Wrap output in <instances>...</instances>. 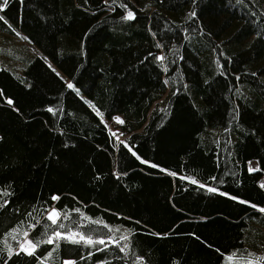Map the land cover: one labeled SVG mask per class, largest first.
<instances>
[{"label": "trees", "instance_id": "1", "mask_svg": "<svg viewBox=\"0 0 264 264\" xmlns=\"http://www.w3.org/2000/svg\"><path fill=\"white\" fill-rule=\"evenodd\" d=\"M0 7V264H264V0Z\"/></svg>", "mask_w": 264, "mask_h": 264}, {"label": "snow or ice", "instance_id": "2", "mask_svg": "<svg viewBox=\"0 0 264 264\" xmlns=\"http://www.w3.org/2000/svg\"><path fill=\"white\" fill-rule=\"evenodd\" d=\"M7 3H8V0H3V4H4V6H6ZM125 7H126V6H125ZM3 10H4L3 7H0V11H3ZM192 15L194 16L195 13H192ZM0 19H3V18L0 17ZM124 19H126V20H132V19H135V14H134L133 12H131V11H128L127 14H126V16L124 17ZM157 59H163V57H158ZM67 87H68L69 89H72V88L74 87V85H73L72 83H68V84H67ZM8 103L11 104L12 102L9 100ZM48 110H49V111H52V109H48ZM96 114H97L98 116H102V113H100L98 110H97ZM113 119H114L117 123H123V121L120 120L119 117H114ZM113 135H115V134H113ZM133 155H135V153H133ZM142 163H146V162H145V161H142ZM152 166H153V167H156L155 165H152ZM256 170H257V169H255V168H251V167L249 168V171H250V172H252V171H256ZM191 182H192V183H197V181H195L194 179H193ZM200 187H205V186H204V185H200ZM261 187H264V185H261ZM207 191H208V192H215L216 189H215V188H211V187H209V188L207 189ZM222 195H223V193H222ZM52 199L55 200V199H58V197H55V196H54ZM6 203H7V202H5V204H6ZM241 203H245V202H244V201H241ZM0 206H3V205H0ZM253 207H254V206H253ZM260 211H261V212H264V209H260ZM54 217H55V218H54ZM57 218H58V214L56 213L55 209H53L52 212H50L49 215H48V217H47V219L51 221L52 225H55V224L57 223ZM65 219H67V216H65ZM38 223H39V221H38ZM33 227H35V225H33ZM58 228L63 229V228H65V225H64V224H59V225H58ZM24 235L27 236L28 233L25 232ZM54 235H55V237H56L57 239H61V238H63V239H70L71 242H73V243H80L81 241H83L85 244H88V245H94V244L105 245V244H106V241H105L104 239H99V240H95V241H94V240H92L90 237L85 238V236H83V235H80L79 240H76V239H75V236L77 235V233H71V232H70L68 235L65 236V235H62V233H61L60 231H55V232H54ZM120 239H121V240H126V239H128V237H127V236H121ZM108 242H111V241L109 240ZM39 243H48V244H52V243H53V239H52V237L50 236L47 240L38 241L36 244H34V243H33L32 241H30V240H26L24 244H21V245H20V249H21L22 252H25L27 255H33V253H34V251H35V248H36L37 244H39ZM116 243H117V246H119V242L117 241ZM25 244L30 245V246H31V250H29L28 248H26V247H25ZM126 248H128V245H127V244H125V245H123L122 247H120L119 250H120V252H124ZM97 250H98V251H102L103 249H97ZM18 254H19V253H17V255H18ZM91 254H92V253H89V255H91ZM8 255H9V258H11V256H12V252H11V250L9 251ZM49 255H51V253H49ZM138 259H142V258H138ZM229 259H231V258H229ZM5 264H7V262H5ZM64 264H73V262L65 261Z\"/></svg>", "mask_w": 264, "mask_h": 264}, {"label": "rangeland", "instance_id": "3", "mask_svg": "<svg viewBox=\"0 0 264 264\" xmlns=\"http://www.w3.org/2000/svg\"><path fill=\"white\" fill-rule=\"evenodd\" d=\"M10 41L5 43L4 45V49H5V52L6 54L9 56L11 55L10 57H12V59L14 58H22V57H28V56H32V55H36V54H39V50L36 48V47H33V46H29V44H25V49H20L21 47V42L18 41V38H15V37H12V39H9ZM24 43V42H23ZM22 50H25L24 52H22ZM9 63H12L13 62L8 58L7 59ZM19 61V60H18ZM48 65L64 80L65 84L67 85L68 83H72L55 65H53V63H51L48 59ZM73 84V83H72ZM74 85V84H73ZM72 89H75L77 90V88L74 86ZM113 122L115 124H118L114 119H113ZM108 126L111 128L112 126L110 124H108ZM250 167L251 168H255L256 166L253 165V163L250 164ZM264 183V177H262V179L260 180L259 182V186L261 187V185H263ZM55 209V208H51L48 212H47V217L49 215L50 212H52V210ZM56 213L58 214V218L60 216V212H58L56 209H55ZM55 218V217H54ZM57 218V220H58ZM108 228H110L113 232L112 234V238L110 239V241H114L115 239H120L121 236H127L128 237V234L126 233V231L124 230H121L120 228H116L114 225H107ZM70 233V232H69ZM69 233L67 234H63V235H68ZM71 233H76V232H71ZM79 237H80V234L77 233V235L75 236V239L76 240H79ZM70 240V239H68ZM121 240V239H120ZM26 240H23L21 244H24ZM71 241V240H70ZM123 242V244H127V239L126 240H121ZM25 247L28 248L29 250H31V246L30 245H27L25 244ZM231 257H227L225 259V263L226 264H230L231 263V259H229ZM264 258V255L263 257ZM134 264H141L139 261H137L136 263Z\"/></svg>", "mask_w": 264, "mask_h": 264}, {"label": "built area", "instance_id": "4", "mask_svg": "<svg viewBox=\"0 0 264 264\" xmlns=\"http://www.w3.org/2000/svg\"><path fill=\"white\" fill-rule=\"evenodd\" d=\"M113 134H115V135H113ZM123 137H124V135H123V132L121 131L120 128H116V129L113 130L112 138H113L114 142L117 143Z\"/></svg>", "mask_w": 264, "mask_h": 264}, {"label": "water", "instance_id": "5", "mask_svg": "<svg viewBox=\"0 0 264 264\" xmlns=\"http://www.w3.org/2000/svg\"><path fill=\"white\" fill-rule=\"evenodd\" d=\"M256 169V168H255ZM262 189H264V187H261ZM46 217H47V215H46Z\"/></svg>", "mask_w": 264, "mask_h": 264}, {"label": "bare ground", "instance_id": "6", "mask_svg": "<svg viewBox=\"0 0 264 264\" xmlns=\"http://www.w3.org/2000/svg\"><path fill=\"white\" fill-rule=\"evenodd\" d=\"M255 166V165H254ZM263 185H264V183H263Z\"/></svg>", "mask_w": 264, "mask_h": 264}]
</instances>
